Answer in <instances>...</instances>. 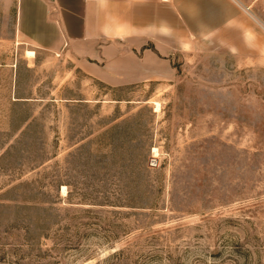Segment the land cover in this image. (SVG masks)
I'll list each match as a JSON object with an SVG mask.
<instances>
[{"label": "rangeland", "instance_id": "1", "mask_svg": "<svg viewBox=\"0 0 264 264\" xmlns=\"http://www.w3.org/2000/svg\"><path fill=\"white\" fill-rule=\"evenodd\" d=\"M17 12L0 0V264H264V59L179 54L166 85L112 89Z\"/></svg>", "mask_w": 264, "mask_h": 264}, {"label": "crops", "instance_id": "2", "mask_svg": "<svg viewBox=\"0 0 264 264\" xmlns=\"http://www.w3.org/2000/svg\"><path fill=\"white\" fill-rule=\"evenodd\" d=\"M20 34L62 49L73 69L112 89L166 85L179 54L264 59V27L238 0H17Z\"/></svg>", "mask_w": 264, "mask_h": 264}, {"label": "bare ground", "instance_id": "3", "mask_svg": "<svg viewBox=\"0 0 264 264\" xmlns=\"http://www.w3.org/2000/svg\"><path fill=\"white\" fill-rule=\"evenodd\" d=\"M25 54H26V56L28 57V58H33L34 57V53L33 52H31V51H26L25 52ZM154 107H155V110H157L158 108H159V105L156 103V104H154ZM153 153H154V158H156L157 157V151L156 150H153ZM63 191V190H62ZM64 192V191H63ZM65 194V193H64Z\"/></svg>", "mask_w": 264, "mask_h": 264}]
</instances>
